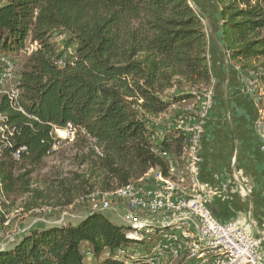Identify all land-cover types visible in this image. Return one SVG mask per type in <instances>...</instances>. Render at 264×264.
<instances>
[{
  "label": "trees",
  "instance_id": "16d2710c",
  "mask_svg": "<svg viewBox=\"0 0 264 264\" xmlns=\"http://www.w3.org/2000/svg\"><path fill=\"white\" fill-rule=\"evenodd\" d=\"M213 1L229 63L244 74L259 72L264 90V0ZM59 35L65 39L54 41ZM3 58L15 66L20 110L0 95L9 129L8 143L0 133V183L5 198L26 196L34 204L49 194L32 188L31 176L61 153L54 130L68 123L77 169L49 184L62 206L123 187L151 168L166 173L152 148L177 155L184 135L171 130L153 142L147 121L195 100L211 81L207 33L189 0H0ZM130 232L92 212L74 224L25 231L0 250V264H85V249L98 264H129L113 255L136 244Z\"/></svg>",
  "mask_w": 264,
  "mask_h": 264
},
{
  "label": "built area",
  "instance_id": "2783aa9c",
  "mask_svg": "<svg viewBox=\"0 0 264 264\" xmlns=\"http://www.w3.org/2000/svg\"><path fill=\"white\" fill-rule=\"evenodd\" d=\"M64 39V35H59L53 40L60 42ZM0 63V95H6L12 107L20 110L16 105L18 90L7 86L15 78L14 63L6 58ZM239 73L255 103V131L264 152V90L259 81L260 73ZM212 97V92L206 89L196 97L194 104L185 106L175 118L163 114L148 119L147 127L154 131L151 136L153 142L162 140L171 130L184 135V143L177 155L152 148L155 155L164 159L166 173L159 168H151L142 178L123 187L106 192L95 191L69 205L87 203L88 211L80 220L89 213L99 212L111 215L113 220L130 227L127 238L136 244L119 247L114 252L115 259L129 264H164L168 259L190 255L204 258L205 264H264L260 239L237 220L219 221L208 207L215 192L198 179L200 143ZM4 121L0 115L1 141L8 143L5 133L9 129ZM55 131L59 133V130ZM61 131L66 140L73 141L75 129L69 123ZM24 150L18 149L12 158L18 160ZM0 203H8L1 183ZM33 212L45 214L50 212V208H36ZM262 228L261 234L264 235V224ZM107 255L105 253L104 256ZM82 257L85 264L97 262L89 250H83Z\"/></svg>",
  "mask_w": 264,
  "mask_h": 264
},
{
  "label": "crops",
  "instance_id": "0c3cea01",
  "mask_svg": "<svg viewBox=\"0 0 264 264\" xmlns=\"http://www.w3.org/2000/svg\"><path fill=\"white\" fill-rule=\"evenodd\" d=\"M189 1L201 14L207 33V90L213 96L200 143L198 179L215 192L208 203L212 214L219 221L237 220L249 228L264 251V152L255 131V103L223 50L219 24L212 20L214 1ZM107 217L113 222L111 215ZM185 264L205 263L196 257Z\"/></svg>",
  "mask_w": 264,
  "mask_h": 264
},
{
  "label": "rangeland",
  "instance_id": "374dc122",
  "mask_svg": "<svg viewBox=\"0 0 264 264\" xmlns=\"http://www.w3.org/2000/svg\"><path fill=\"white\" fill-rule=\"evenodd\" d=\"M190 6L196 10L192 2ZM198 11V10H196ZM214 11V9H212ZM205 27V26H204ZM31 48V47H30ZM13 80L7 83L8 87H13ZM208 88V87H207ZM172 91L167 92L166 96H170ZM196 101L191 100L189 102L173 105L168 111L164 113L166 117L175 118L181 110L190 104H194ZM163 115V114H162ZM59 130V129H55ZM55 134L62 146L61 153L52 155L44 162V166L41 170L36 171L32 177L31 187L44 191L49 194L47 198L42 199L34 204L28 197H9L6 198L8 203H0V250L3 248H10L19 239L20 235L25 231L36 227H52L61 226L67 224H74L80 221V218L88 211L87 203H79L70 206H62V201L58 196H55L49 190V184H53L52 180H58L64 178L69 172H74L77 169V165L73 164L72 157L74 151L71 149V140L64 138L63 132L55 131ZM46 177L50 179L51 183H48ZM7 197V196H6ZM60 200V201H58ZM50 208V212L36 214L33 209L37 207ZM113 220V219H112ZM2 222V223H1ZM115 224H121L117 220H113ZM195 256L185 255L183 257L168 259L164 264H185L188 260L195 259ZM88 263V262H87ZM99 261L92 264H98Z\"/></svg>",
  "mask_w": 264,
  "mask_h": 264
},
{
  "label": "bare ground",
  "instance_id": "6f19581e",
  "mask_svg": "<svg viewBox=\"0 0 264 264\" xmlns=\"http://www.w3.org/2000/svg\"><path fill=\"white\" fill-rule=\"evenodd\" d=\"M59 132H61V130H59Z\"/></svg>",
  "mask_w": 264,
  "mask_h": 264
}]
</instances>
